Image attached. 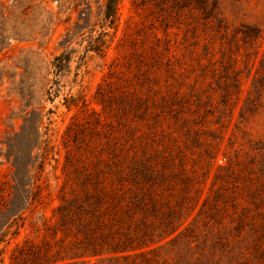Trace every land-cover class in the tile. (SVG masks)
<instances>
[{
    "label": "rangeland",
    "instance_id": "rangeland-1",
    "mask_svg": "<svg viewBox=\"0 0 264 264\" xmlns=\"http://www.w3.org/2000/svg\"><path fill=\"white\" fill-rule=\"evenodd\" d=\"M107 6L0 0V264H264V0Z\"/></svg>",
    "mask_w": 264,
    "mask_h": 264
},
{
    "label": "trees",
    "instance_id": "trees-1",
    "mask_svg": "<svg viewBox=\"0 0 264 264\" xmlns=\"http://www.w3.org/2000/svg\"><path fill=\"white\" fill-rule=\"evenodd\" d=\"M108 6L106 7L104 11V20L109 21L110 25H113L116 20L117 15V2L119 0H107ZM105 42L102 41H96L94 39H91L89 42L88 49L86 50V53L88 51H100V48L102 45H104ZM76 53V50L71 49L69 51L64 50L59 55L55 56L52 66H53V74L54 79L52 81V84L50 88L48 89V97L51 101H53L55 98L59 96L61 93L62 88V82L64 79H68L71 75V62L73 60V56ZM86 54L79 57V65L77 66L76 70L77 72L74 74V79L71 81L72 83H75L78 79L79 72L78 70L82 67V64L84 63ZM65 103L69 104H75V99L73 96L70 98H65ZM39 150H41V143L39 144V147L37 146ZM16 173L18 172L19 168L17 165V162L15 164ZM41 169V167H40ZM42 170V169H41ZM99 199V198H98ZM48 245H45L44 247H37L35 250L32 251L30 254V257L27 258V260L24 262V264H50L52 257L49 254Z\"/></svg>",
    "mask_w": 264,
    "mask_h": 264
}]
</instances>
